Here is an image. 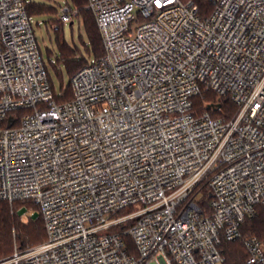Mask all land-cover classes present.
Listing matches in <instances>:
<instances>
[{
  "label": "built area",
  "instance_id": "obj_1",
  "mask_svg": "<svg viewBox=\"0 0 264 264\" xmlns=\"http://www.w3.org/2000/svg\"><path fill=\"white\" fill-rule=\"evenodd\" d=\"M213 3L202 18L191 1L88 0L105 54L58 104L25 0H0V200L37 205L22 215L47 230L0 264H224L221 240L264 204V0ZM77 14L66 3L60 19ZM202 90L237 111L197 113ZM244 244L264 264L260 240Z\"/></svg>",
  "mask_w": 264,
  "mask_h": 264
},
{
  "label": "trees",
  "instance_id": "obj_2",
  "mask_svg": "<svg viewBox=\"0 0 264 264\" xmlns=\"http://www.w3.org/2000/svg\"><path fill=\"white\" fill-rule=\"evenodd\" d=\"M182 2H193L198 7V14L202 18L210 16L214 10L213 0H181ZM26 9L29 17L42 15H56L59 13L58 7L55 5L37 0H25ZM66 3L76 6L78 14L76 19L84 27L86 32V40H83L84 49L87 52L85 56L83 50L77 45H72L67 41L62 32L63 22L59 18H51L46 24L54 30L57 53L53 58V50H49V60L56 72L61 76L62 69L60 63H64L71 79L73 75L91 60L101 58L105 54L104 41L99 29L97 19L93 11L88 8V0H66ZM75 21V19H74ZM70 22V24H73ZM58 23L59 25H55ZM56 26V27H55ZM41 52V51H40ZM42 56V53H41ZM43 59V56H42ZM44 65L50 80L55 102L64 104L73 99V89L71 81L67 86H62L60 92H57L55 83L49 70L48 65L44 61ZM40 107H46L47 104L41 103ZM193 107L199 114L208 111L214 117L231 118L237 111V105L229 97H221L213 90H202L200 94L193 98ZM220 107V109H217ZM32 111V108L19 109L12 112L15 116V125L19 119L26 113ZM202 196L199 204L206 213H211V195L209 187L203 185ZM39 211V207L30 201L10 202L8 200H0V259L13 254L15 248H28L40 244L47 239V230L42 214L39 212L37 216L29 215L27 218L22 217L20 209ZM132 207L122 209L119 214L130 211ZM132 221H127L116 227L122 230L131 225ZM242 237L236 240H227L223 238L220 243L225 261L224 264H248L247 259L249 252L244 244V239L254 236L257 237L264 248V204H258L253 216L247 217L241 226ZM126 247L130 254L137 256L138 250L133 238L127 234H123Z\"/></svg>",
  "mask_w": 264,
  "mask_h": 264
},
{
  "label": "rangeland",
  "instance_id": "obj_3",
  "mask_svg": "<svg viewBox=\"0 0 264 264\" xmlns=\"http://www.w3.org/2000/svg\"><path fill=\"white\" fill-rule=\"evenodd\" d=\"M37 1H44L51 3L58 7L59 13L56 15H42V16H34L32 18V26L35 32L36 39L39 43L40 51L42 53L43 59L46 62V64L49 67V70L51 71L55 87L57 92H60L62 86H67L69 82L71 81V77L67 72L66 66L64 63H60V68L62 69V75L60 76L54 67L51 65V62L49 60V50H53V58H55V54L57 53L58 49L55 42V35L54 30L46 24V21L51 18H59L61 7L66 4V0H37ZM55 25H59L58 23H55ZM56 27V26H55ZM62 32L65 38L68 42H70L72 45H77L83 50L85 56L87 55V52L84 49L83 40H86V32L84 27L79 23V21L75 18V21L73 24L64 23L62 27ZM93 60V59H90ZM136 209L140 208V205L135 206ZM23 209H20L19 213L22 215ZM129 212L128 210L125 211V213ZM29 215H22V217L27 218Z\"/></svg>",
  "mask_w": 264,
  "mask_h": 264
},
{
  "label": "water",
  "instance_id": "obj_4",
  "mask_svg": "<svg viewBox=\"0 0 264 264\" xmlns=\"http://www.w3.org/2000/svg\"><path fill=\"white\" fill-rule=\"evenodd\" d=\"M13 122H14V120H13V118L11 117V118L9 119V125L11 126V125L13 124Z\"/></svg>",
  "mask_w": 264,
  "mask_h": 264
}]
</instances>
